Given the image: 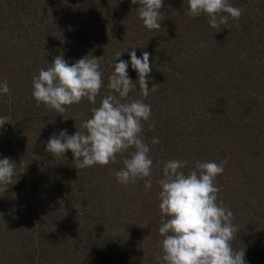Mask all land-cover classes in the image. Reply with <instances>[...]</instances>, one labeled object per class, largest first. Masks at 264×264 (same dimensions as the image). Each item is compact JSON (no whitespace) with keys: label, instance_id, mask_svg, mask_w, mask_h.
Instances as JSON below:
<instances>
[{"label":"trees","instance_id":"obj_1","mask_svg":"<svg viewBox=\"0 0 264 264\" xmlns=\"http://www.w3.org/2000/svg\"><path fill=\"white\" fill-rule=\"evenodd\" d=\"M230 3L243 9L242 16L218 32L206 15L185 14L187 0H164L160 30L143 25L132 0H0V84L10 88L0 95V116L10 117L0 128V160L17 165L12 185L0 191V264H117L98 258L100 241L119 235L135 244L132 252L139 250L142 260L143 239H163L156 183L162 162L187 160V173L196 161L226 158L216 183L218 203L232 210L239 230L232 246L245 250V264H264V0ZM133 49L137 57L150 54L148 87L158 86L147 98L130 63ZM117 53L137 85L129 98L152 110L143 132L158 165L150 190L143 180L125 186L114 175L132 149L116 164L85 169L75 168L70 150L48 153L54 134L84 131L93 105L85 98L61 114L37 106L32 95L33 77L55 57L63 55L70 65L103 57L98 107L104 95L118 96L107 87ZM154 137L158 145H151ZM241 214L244 227L236 223ZM104 215H129L143 233H115ZM148 250L161 253L158 245ZM151 259L131 264H163Z\"/></svg>","mask_w":264,"mask_h":264},{"label":"clouds","instance_id":"obj_2","mask_svg":"<svg viewBox=\"0 0 264 264\" xmlns=\"http://www.w3.org/2000/svg\"><path fill=\"white\" fill-rule=\"evenodd\" d=\"M139 4L137 14L148 30H160L164 14L161 13L164 0H132ZM190 17L206 15L211 28L218 32L229 20H239L243 9L233 6L230 0H187ZM117 53L114 71L108 76L110 93L104 95L99 106L97 97L104 87L101 61L103 57L86 56L69 64L63 55L54 58L47 69H40L33 77L32 95L37 106L44 104L57 113H64L68 107L80 104L85 98L93 105L91 117L84 120L75 134L62 130L49 139L46 151L54 157L71 151L76 169L94 165L116 164L117 156L130 152L122 160L123 167L114 172L122 185L144 181L145 190L153 186V169L158 166L150 156L149 143L143 135L144 122L151 119V106L142 99L129 98L137 86L128 74V62ZM119 61V62H117ZM150 54L145 51L137 57L135 49L130 52V63L138 73L140 95L147 98L158 85L148 87L152 66ZM10 94L5 81L0 84V95ZM83 115V114H81ZM10 117L0 116V128L9 123ZM154 130V126L150 127ZM158 145L156 137L150 141ZM163 163L162 177L156 180L159 208L163 218L158 229L161 253L156 256L163 264H245V250H236L232 241L237 238L238 228L234 226L232 210L218 203L220 188L216 180L222 175L228 159L196 161L191 169L187 160L171 159ZM17 165L10 159L0 160V191H7L16 175Z\"/></svg>","mask_w":264,"mask_h":264},{"label":"rangeland","instance_id":"obj_3","mask_svg":"<svg viewBox=\"0 0 264 264\" xmlns=\"http://www.w3.org/2000/svg\"><path fill=\"white\" fill-rule=\"evenodd\" d=\"M104 216H106L108 222L114 226L113 229H114L115 233L120 232L121 234H124L128 230L131 233H136L138 235L143 233L142 229H139V228H137V226H135L134 220L132 218H130L129 215H104ZM147 216H145V217H147ZM153 216L155 217L157 215H153ZM158 216L162 217V215H158ZM246 221H248V220L246 219L245 215L241 214V215H238L236 223L241 224L244 227L243 223ZM118 238L119 239L115 240V241H109L106 239H102L100 241L99 247L100 246L101 247L99 248V251L102 252L100 257L98 258L100 262H104L105 260H106V262H109V263L116 262L117 264H124V263L125 264H131L132 260H134V261L137 260L140 262H147L149 259L153 260L151 258H155L157 256V254H154L152 252L153 250L149 251L148 248H150V247L154 248V247H157V245L160 247V245H161L158 242L150 241L148 239H143V244L147 245L146 246L147 251H146V253L144 252L145 254H143V256H142L143 259L140 260V258H139L140 251L135 250L136 253L132 252V249H135V244L131 243V242L123 241V238L122 237L120 238V235L118 236ZM263 242H264V236H263ZM262 244H264V243H262ZM105 254L107 255L108 258L104 256ZM154 260H156V259H154Z\"/></svg>","mask_w":264,"mask_h":264}]
</instances>
